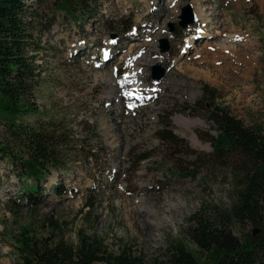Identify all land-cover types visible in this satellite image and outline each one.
<instances>
[{"label":"rangeland","instance_id":"1","mask_svg":"<svg viewBox=\"0 0 264 264\" xmlns=\"http://www.w3.org/2000/svg\"><path fill=\"white\" fill-rule=\"evenodd\" d=\"M26 3L33 16L25 20L33 19L34 44L41 48L33 55L42 109L20 121L64 120L77 144L67 147L63 168L69 175L51 174L37 206L21 195V169L0 162V264H16L20 232L45 236L52 231L50 221L69 243L82 231L117 251L121 240L134 238L150 262L177 240L201 264L214 262V251L200 255L187 238V219L204 206L231 212L235 179L227 168L172 158L157 132L168 121L192 150L210 153L198 134L215 133L199 112L186 111L204 85L216 89L218 102L245 124L264 121V0H97L98 12L88 19L77 15V23L65 0ZM197 4L212 14L206 26L195 18ZM185 8L193 22L182 28ZM155 69L164 72L160 81L152 79ZM180 119L204 122L193 128L204 148L190 144L194 138L176 123ZM87 152L95 157L87 158ZM144 154L150 159L138 163ZM55 184L66 194H55ZM231 229L241 239L253 232L236 223Z\"/></svg>","mask_w":264,"mask_h":264},{"label":"trees","instance_id":"2","mask_svg":"<svg viewBox=\"0 0 264 264\" xmlns=\"http://www.w3.org/2000/svg\"><path fill=\"white\" fill-rule=\"evenodd\" d=\"M26 1L0 0V162L21 169L20 179H25L21 195L29 206H37L46 193L44 184L51 174L69 175L63 168L70 153L67 147L76 145L77 140L65 128L64 120L50 118L34 125L20 121L37 109L36 90L40 82L33 53L41 48L40 44H34L33 19L25 20L30 14ZM65 3L75 20L78 16L91 18L98 12L97 0H65ZM219 97L216 89L204 85L201 97L193 106L186 107L189 113L199 112L215 133H207L205 137L198 134L210 144V153L192 150L173 133L168 121L157 136L172 158L183 155L191 158V166L205 161L224 167L235 179L238 191L231 212L204 206L187 219L185 233L198 253L205 256L214 251L217 257L210 264H264V121L245 124L218 102ZM85 156L95 157L88 152ZM150 157L141 155L138 163ZM52 187L58 196L68 191L60 184ZM50 223L52 231L45 236L20 232L15 243L16 264H201L182 241L167 242L147 262L137 251L134 238L121 240L117 251H110L103 238L82 231L75 243H69L56 232L57 224ZM233 223L249 226L253 232L241 239L233 234Z\"/></svg>","mask_w":264,"mask_h":264},{"label":"bare ground","instance_id":"3","mask_svg":"<svg viewBox=\"0 0 264 264\" xmlns=\"http://www.w3.org/2000/svg\"><path fill=\"white\" fill-rule=\"evenodd\" d=\"M194 15H195V18H197L204 26H206L210 22V19H211L210 16L212 14L207 9H205L203 7V5L197 4V6L194 9ZM208 36L209 35H206L205 37H208ZM129 89L130 90H134V91L140 90V88H134V87H129ZM176 123L180 127L185 128V130H187V131H189L191 133V135L194 138V140H190V139L189 140H190V144L193 147L204 148V145L201 144L197 139H195L194 129H193L196 125H198L200 127H203L204 126V122H202L201 120L189 121V120L180 119V120H177ZM177 133L180 134L181 136L184 135L181 132H177Z\"/></svg>","mask_w":264,"mask_h":264},{"label":"water","instance_id":"4","mask_svg":"<svg viewBox=\"0 0 264 264\" xmlns=\"http://www.w3.org/2000/svg\"><path fill=\"white\" fill-rule=\"evenodd\" d=\"M180 18H181V22H179L180 27L185 28L187 25L192 24L193 16H192L190 8L183 9V13H182ZM167 49H168L167 44H165V42H164V45L162 47V51L165 52V51H167ZM263 60H264V57H263ZM163 76H164L163 70H161V69L160 70H157V69L153 70V73H152V79L153 80L160 81L163 78Z\"/></svg>","mask_w":264,"mask_h":264},{"label":"built area","instance_id":"5","mask_svg":"<svg viewBox=\"0 0 264 264\" xmlns=\"http://www.w3.org/2000/svg\"><path fill=\"white\" fill-rule=\"evenodd\" d=\"M36 101H37V100H36ZM36 101H35V102H36ZM36 106H37L38 109H42V102H41V101H37V102H36Z\"/></svg>","mask_w":264,"mask_h":264},{"label":"snow or ice","instance_id":"6","mask_svg":"<svg viewBox=\"0 0 264 264\" xmlns=\"http://www.w3.org/2000/svg\"><path fill=\"white\" fill-rule=\"evenodd\" d=\"M126 95L131 97V96H133L134 94H133V93H126ZM137 98H139V97H137ZM133 106H134V105H129V107H133Z\"/></svg>","mask_w":264,"mask_h":264}]
</instances>
